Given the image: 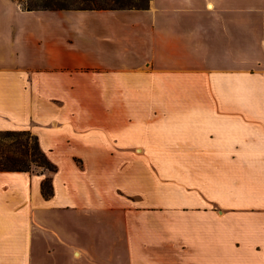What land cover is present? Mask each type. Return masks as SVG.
Instances as JSON below:
<instances>
[{"label": "crops", "instance_id": "obj_1", "mask_svg": "<svg viewBox=\"0 0 264 264\" xmlns=\"http://www.w3.org/2000/svg\"><path fill=\"white\" fill-rule=\"evenodd\" d=\"M6 129L57 170H0V264H264V0H0ZM164 145L213 168L143 170Z\"/></svg>", "mask_w": 264, "mask_h": 264}, {"label": "trees", "instance_id": "obj_2", "mask_svg": "<svg viewBox=\"0 0 264 264\" xmlns=\"http://www.w3.org/2000/svg\"><path fill=\"white\" fill-rule=\"evenodd\" d=\"M20 2L22 7L28 10L119 9L146 8L149 0H23ZM0 170L54 172L57 170V165L42 150L36 134L28 129H6L0 130ZM41 190L46 198L53 194L50 176L42 180Z\"/></svg>", "mask_w": 264, "mask_h": 264}, {"label": "rangeland", "instance_id": "obj_3", "mask_svg": "<svg viewBox=\"0 0 264 264\" xmlns=\"http://www.w3.org/2000/svg\"><path fill=\"white\" fill-rule=\"evenodd\" d=\"M23 1V0H20ZM135 1V0H133ZM21 3V2H20ZM135 3V2H134ZM137 3V2H136ZM166 141V140H165ZM168 148L166 145L164 146H159L158 147V151L154 150L152 151L149 147L144 148L140 147L137 149V153L143 152L146 153L148 156H150L149 158H147L148 156H145L143 158V161L141 162V166L143 170H148V171H160L161 173H166L167 171H169V174H164V175H169V177L164 176L162 180L166 181V180H170V178L175 179L176 183L175 185L179 186V188H181L182 185V181H183V176L185 175H189V172L192 170H198L200 168H213L214 163L213 162H198V161H189V160H172L169 161L167 160V157H173V156H156L158 157L159 160H151L152 157L156 158L155 156H151V154H155V153H183L184 152V148L183 146H176L174 148L170 147L169 150H175L174 151H168ZM181 159L180 157L182 156H175V158ZM140 164V163H139ZM139 164L137 165V168L139 167ZM206 166H205V165ZM183 173H185L183 175ZM174 175V176H173ZM173 176V177H172ZM164 194H161V197L157 199H152V201L148 202L149 203H145V201H143L144 199H141L142 204L143 205H150V206H156V207H162L165 206L166 204L164 203L166 200L164 199ZM130 196V195H128ZM145 197V196H143ZM153 197V195H152ZM154 197L156 198V196L154 195ZM175 201H183L182 200V194H175Z\"/></svg>", "mask_w": 264, "mask_h": 264}]
</instances>
